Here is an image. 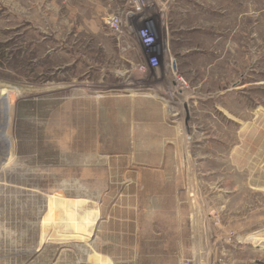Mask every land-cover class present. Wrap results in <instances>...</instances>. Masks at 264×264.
Wrapping results in <instances>:
<instances>
[{"label":"rangeland","instance_id":"1","mask_svg":"<svg viewBox=\"0 0 264 264\" xmlns=\"http://www.w3.org/2000/svg\"><path fill=\"white\" fill-rule=\"evenodd\" d=\"M0 87V264H264V0H0Z\"/></svg>","mask_w":264,"mask_h":264},{"label":"built area","instance_id":"2","mask_svg":"<svg viewBox=\"0 0 264 264\" xmlns=\"http://www.w3.org/2000/svg\"><path fill=\"white\" fill-rule=\"evenodd\" d=\"M111 25H117L116 18H109ZM142 54L145 55L146 64L152 68H158L161 65L163 56V44L159 42L158 36L150 21H145L143 26L138 31Z\"/></svg>","mask_w":264,"mask_h":264},{"label":"bare ground","instance_id":"3","mask_svg":"<svg viewBox=\"0 0 264 264\" xmlns=\"http://www.w3.org/2000/svg\"><path fill=\"white\" fill-rule=\"evenodd\" d=\"M17 95H18V93H16V92H12L11 93V91H8L5 88L0 87V146H3V144H5V142L11 143V144L13 143L14 144V140L15 139L13 138V135L10 134V136H9V133L7 132V127H3V124L6 123L7 119H9V120L11 119V117L9 118V116H11V112H12L10 110V106H12L11 105V103H12L11 98L12 99H15L17 97ZM2 122H3V124H2ZM9 148H7V150ZM2 149H0V168L3 167L6 164L8 165V164L12 163V158H13V156L12 157L9 156V151H6L5 149L2 150ZM31 157H32V155L30 156V158ZM27 158H28V156H27ZM23 159H25V158H23ZM19 162H20V160H19ZM26 164L27 163H25V165Z\"/></svg>","mask_w":264,"mask_h":264}]
</instances>
